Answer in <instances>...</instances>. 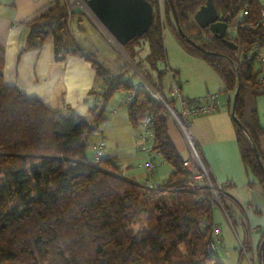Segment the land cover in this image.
Listing matches in <instances>:
<instances>
[{
  "label": "trees",
  "instance_id": "1",
  "mask_svg": "<svg viewBox=\"0 0 264 264\" xmlns=\"http://www.w3.org/2000/svg\"><path fill=\"white\" fill-rule=\"evenodd\" d=\"M147 1L153 7L152 24L144 35L128 41L124 50L148 86L171 103L164 92L165 52L157 0ZM172 1L183 33L198 47L187 45L175 29L180 45L211 66L226 90L238 89L234 115L243 130L236 125L237 150L264 195V173L253 152V148L258 151L264 168L258 144L263 129L256 116L249 123L242 120L244 88L264 90L250 56L255 39L264 37L253 25L259 2L223 0L230 18L246 3L250 7L243 19L246 25L231 39L236 45L232 50L218 40H207L196 25L193 14L205 0ZM163 9L168 19L167 0ZM83 17L69 13L64 2L56 0L25 23L28 32L19 53L40 49L52 36L56 60L68 56L89 60L102 82L85 115L68 107L51 110L4 85L0 48V264H221L206 252L214 205L210 189L198 186L182 165L168 136L164 107L145 89L128 83L136 74L124 71L119 56L114 59L118 68L111 74L80 47L74 31ZM115 93L131 96L129 104L123 103L131 126H140L145 117L151 119V151L172 169L157 185L127 179L112 159L103 156L95 162L85 154L89 135L108 119L105 108Z\"/></svg>",
  "mask_w": 264,
  "mask_h": 264
},
{
  "label": "crops",
  "instance_id": "2",
  "mask_svg": "<svg viewBox=\"0 0 264 264\" xmlns=\"http://www.w3.org/2000/svg\"><path fill=\"white\" fill-rule=\"evenodd\" d=\"M55 1L0 0V48L4 53L3 83L6 86L15 87L27 97L38 99L51 110L68 107L78 115H85L94 105L102 82V78L95 75V70L89 60L80 56H68L61 61L56 60L52 36L45 39L40 49L19 53L28 32L25 23ZM233 37L225 36V39L232 42ZM180 46L178 53L180 52V56H184V59L175 60L168 65L165 56V63L161 66L166 72L164 79L168 77L170 84L175 81L183 97L195 98L208 93H216L219 101V107L215 113L193 117L190 127L196 148L210 170L212 183L224 186L221 196L224 200L226 199L229 220L221 211H217L214 205L212 207L211 224L220 229L221 242L217 255L225 260L226 264H240L243 256L246 257L245 264H249L250 260L255 264H260L258 255L259 245L264 238V195L256 178L242 165L238 154L235 140L236 124L231 112L235 90L232 92L226 90L221 77L211 66L201 58L190 54L182 45ZM92 49L88 50V53L94 55L99 62L110 69L111 74H114L118 68L114 62L117 56L108 48ZM250 54H252V49ZM254 62L259 70L264 67V63ZM183 67H189L190 70ZM124 71L133 72L127 67ZM184 71H189L192 76H188ZM133 73L136 77L129 78V84L137 88L148 86L138 72ZM181 73L184 75L182 78ZM258 83L261 84L259 81ZM169 86L164 84L165 93ZM115 94L125 97V94ZM170 101L174 103L175 108L173 99L170 98ZM166 115L170 116L169 113ZM253 116H256L263 129L258 144L260 152L264 153V90L246 87L243 91L242 120L249 123ZM170 119L173 122L175 133L171 138L168 129V136L171 143H175L173 146L176 151L178 149L182 160H186L190 157V151L174 119L171 116ZM130 135L134 136L131 130ZM107 153L110 152L107 151ZM110 155H113V152ZM156 155L158 154L132 155L134 160L157 163L151 177L152 185L159 184L172 171L171 168L155 159ZM108 158L111 159L110 156ZM140 165L139 168H141ZM121 175L140 184H147L148 175L143 168L140 170L130 168ZM231 189H234L233 192ZM221 213L227 221V228L223 224ZM236 237L239 240V249L236 247ZM243 246L245 254L242 251Z\"/></svg>",
  "mask_w": 264,
  "mask_h": 264
},
{
  "label": "rangeland",
  "instance_id": "3",
  "mask_svg": "<svg viewBox=\"0 0 264 264\" xmlns=\"http://www.w3.org/2000/svg\"><path fill=\"white\" fill-rule=\"evenodd\" d=\"M62 1L66 5V8L69 13L70 12L72 13L73 12L72 10L79 7L81 9H84V4L81 2V0H62ZM164 1L166 0H161L160 6H158L157 3V8H158L159 23L161 25L160 37L165 51V56L167 61L166 64L170 65V62H173L175 60L180 61L184 59V56L182 57L180 56V52L178 53V49L181 46L173 34V30H175L176 28L174 26V21L171 13L168 14L169 17L168 19L165 16L163 9ZM241 10L238 12L239 17L242 15ZM83 15L84 17L81 23V27L78 30L74 31L75 40H77L80 47L83 48L86 52H88V50H93L92 48L94 49L97 48L99 50H104L105 48H108L112 51V53H114V55L119 56L120 59H122L121 61L125 63L128 70H132L133 72L137 73V70L135 69L133 62L130 59V57L127 55L126 51L120 48L119 46L115 45L111 41H109L107 36L102 32L99 23L97 22L96 19L93 18V16L91 15L86 16L85 14ZM145 53H146V49L142 51V55ZM183 68L190 70L189 67H183ZM184 72H186L188 76H192V74L189 71H184ZM183 76H184L183 73H181V78ZM164 83L166 86L170 85L168 77L164 79ZM166 96H167L166 99L169 101L170 98L168 94H166ZM124 102H125V98H123L119 94H115L110 98L105 108V115L108 117V119L99 125L97 131H94L89 135L87 140L88 145L85 151L86 156L88 158H92L94 154V148H93L94 144L103 141L104 143L103 156L104 157L110 156L111 159L115 162L116 166L119 167L122 173H124L127 169L130 168H135L140 170L142 168L138 167L139 164L141 165L144 164V162L138 161V159L134 160L132 156L133 154L142 153L138 149V144L140 143L139 138L141 136V128L133 127L128 123L127 112H126L127 106L123 104ZM175 108H177L176 104H175ZM167 122L170 133L169 135L171 138H173L175 132H174L173 122L171 121L170 116L167 117ZM130 130L133 131L134 133L133 137H131L130 135ZM105 134H107L109 137ZM107 151L110 153H107ZM111 151L113 152V155H110L112 153ZM155 159H157L159 162L165 164L167 167L170 168V165L166 163L161 156L156 155ZM152 163L155 164V167L157 166V163L155 161H153ZM232 190L234 189H231V192H233ZM214 207H216L217 211L219 212L221 211L217 204H214ZM221 219L223 220L224 226L227 228L226 226L227 221L222 215V213H221ZM233 239L235 241L234 237ZM238 242L239 240L236 237L237 248H238ZM216 257L220 261V263L226 264L225 260H223L219 255H217ZM245 260L246 257L243 256L240 260V264H245Z\"/></svg>",
  "mask_w": 264,
  "mask_h": 264
},
{
  "label": "built area",
  "instance_id": "4",
  "mask_svg": "<svg viewBox=\"0 0 264 264\" xmlns=\"http://www.w3.org/2000/svg\"><path fill=\"white\" fill-rule=\"evenodd\" d=\"M259 2V9L257 10V15L255 16V21L253 25L257 26L259 30L262 31L264 35V0H257ZM158 6H160L161 0H157ZM242 15L239 17L238 13L235 14L232 18L229 19L227 28L225 31L226 37L235 36L236 30L240 26H245L243 19L246 15L250 13V7L248 3L244 5L242 8ZM250 27L251 24H248ZM254 61H260L264 63V37L263 39L256 38L255 42L252 46V54H250ZM168 70V68H167ZM258 81L261 84H264V67L258 72ZM140 88V87H138ZM142 88V87H141ZM148 94L155 99V101L159 102L164 106L165 113H169V115L174 119L177 124L183 138L186 141V145L190 151V157L186 160L182 161V165L185 167L188 175L193 179V181L198 186L207 185L208 189L211 192V198L213 204H217L223 215L228 219L229 212L227 211V202L226 199L222 198L223 194V185L213 184L210 179V170L205 165L201 158L200 152L196 148L195 141L193 139L190 127H191V119L195 116L206 115L215 113L219 107V101L217 99L216 93H208L202 97L195 98H186L183 97L180 93L178 84L175 81H172L170 86L166 89L168 96L173 99L177 108H174V103L166 102L161 96L160 93L148 86L144 88ZM125 103L129 104L131 101V96H125ZM151 123V119L149 117H145L140 121L141 127V136L139 138L140 143L138 145L139 150L145 154H153L151 151L150 142L152 139V132L149 129V125ZM103 149L104 143L100 141L94 146V154L92 159L95 162H98L103 157ZM108 158V157H106ZM141 168L146 171L148 175L147 185L152 186L151 177L155 169L154 163L151 161L145 162L143 165H140ZM229 220V219H228ZM211 228V236L208 241L206 252L209 255L217 256V249L220 245V229L215 225H210ZM242 251L245 254V247H242ZM263 258H264V249H263ZM249 264H255L251 260ZM260 264H264L262 260Z\"/></svg>",
  "mask_w": 264,
  "mask_h": 264
},
{
  "label": "water",
  "instance_id": "5",
  "mask_svg": "<svg viewBox=\"0 0 264 264\" xmlns=\"http://www.w3.org/2000/svg\"><path fill=\"white\" fill-rule=\"evenodd\" d=\"M84 9L76 8L73 13L79 12L86 16L91 15L97 20L102 32L109 41L124 50V45L133 38L144 35L152 24L153 7L147 0H81ZM170 13L172 15L175 28L178 35L189 46L198 47L192 40L187 38L182 31L178 15L173 1L168 0ZM213 0H205L193 14V19L200 29H208L216 38L232 49H236L233 42L225 39L228 18L222 22L217 20L218 14L215 13ZM87 11V12H85ZM238 96V89L235 90L232 101V119L235 124L243 130V126L238 122L234 115V107ZM255 158L262 173H264L263 164L259 158L258 151L253 148ZM264 247V238L259 245V259H262Z\"/></svg>",
  "mask_w": 264,
  "mask_h": 264
},
{
  "label": "flooded vegetation",
  "instance_id": "6",
  "mask_svg": "<svg viewBox=\"0 0 264 264\" xmlns=\"http://www.w3.org/2000/svg\"><path fill=\"white\" fill-rule=\"evenodd\" d=\"M222 2H223V0H213L214 6L216 9L215 13L218 14L217 20H219V22H222L225 18L230 19L229 15H227L225 12L226 3H222ZM226 23L228 24V22H226ZM203 34L206 35L205 38L209 41H211L212 39H215V40L222 42L221 39L216 38L214 36V34L210 33L207 28L203 29Z\"/></svg>",
  "mask_w": 264,
  "mask_h": 264
}]
</instances>
